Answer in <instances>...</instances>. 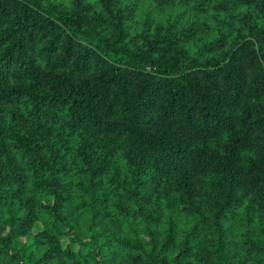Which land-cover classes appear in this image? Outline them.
Returning a JSON list of instances; mask_svg holds the SVG:
<instances>
[{"label":"trees","instance_id":"16d2710c","mask_svg":"<svg viewBox=\"0 0 264 264\" xmlns=\"http://www.w3.org/2000/svg\"><path fill=\"white\" fill-rule=\"evenodd\" d=\"M0 264H264V0H0Z\"/></svg>","mask_w":264,"mask_h":264}]
</instances>
